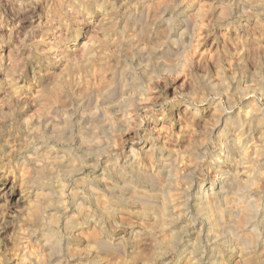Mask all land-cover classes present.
<instances>
[{"label":"clouds","instance_id":"9594fccd","mask_svg":"<svg viewBox=\"0 0 264 264\" xmlns=\"http://www.w3.org/2000/svg\"><path fill=\"white\" fill-rule=\"evenodd\" d=\"M0 264H264V0H0Z\"/></svg>","mask_w":264,"mask_h":264}]
</instances>
